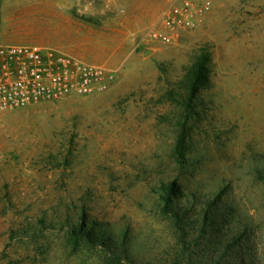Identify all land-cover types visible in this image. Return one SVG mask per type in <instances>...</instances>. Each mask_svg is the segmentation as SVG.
Listing matches in <instances>:
<instances>
[{
    "label": "rangeland",
    "instance_id": "1",
    "mask_svg": "<svg viewBox=\"0 0 264 264\" xmlns=\"http://www.w3.org/2000/svg\"><path fill=\"white\" fill-rule=\"evenodd\" d=\"M181 1L0 0V44L117 73L0 112V264H264V0H188L153 43Z\"/></svg>",
    "mask_w": 264,
    "mask_h": 264
},
{
    "label": "built area",
    "instance_id": "2",
    "mask_svg": "<svg viewBox=\"0 0 264 264\" xmlns=\"http://www.w3.org/2000/svg\"><path fill=\"white\" fill-rule=\"evenodd\" d=\"M199 9L188 0L172 4L149 29L153 43L172 45L179 31L193 27ZM116 72L55 49L0 44V112L107 92Z\"/></svg>",
    "mask_w": 264,
    "mask_h": 264
},
{
    "label": "trees",
    "instance_id": "3",
    "mask_svg": "<svg viewBox=\"0 0 264 264\" xmlns=\"http://www.w3.org/2000/svg\"><path fill=\"white\" fill-rule=\"evenodd\" d=\"M200 69H201V67H200ZM203 71V69H201L200 71L199 70H197L195 73H194V76H193V82L196 84V81L198 80L199 82H200V84H198L199 86H204L205 84H204V80H205V78H204V76H205V74L202 72ZM193 84V83H192ZM193 86H195L194 84H193ZM194 88V87H193ZM196 88V87H195ZM173 192H174V184H171L170 186H169V188L167 189V198H168V200H170V198H171V195H173ZM83 228H85L84 226H82V229ZM84 232V229L81 231V233H83ZM74 234H76L75 232H74ZM88 234V236L90 235V233H87ZM175 264H194L191 260H188L187 262L186 261H183V262H180V263H175ZM232 264V263H231Z\"/></svg>",
    "mask_w": 264,
    "mask_h": 264
},
{
    "label": "crops",
    "instance_id": "4",
    "mask_svg": "<svg viewBox=\"0 0 264 264\" xmlns=\"http://www.w3.org/2000/svg\"><path fill=\"white\" fill-rule=\"evenodd\" d=\"M83 37L84 38H86V39H89V34L88 33H86L85 32V35H83ZM42 48H47V47H42ZM48 48H51V47H48ZM68 51L70 52V53H68V52H66V54H69V55H71V56H73V57H76V58H79V59H81L82 58V54H84V53H86L85 51L84 52H80V51H78V50H76V49H68ZM63 52V51H62ZM64 53H65V51H64ZM88 53V52H87ZM81 60H83V59H81ZM85 61V60H84Z\"/></svg>",
    "mask_w": 264,
    "mask_h": 264
},
{
    "label": "water",
    "instance_id": "5",
    "mask_svg": "<svg viewBox=\"0 0 264 264\" xmlns=\"http://www.w3.org/2000/svg\"><path fill=\"white\" fill-rule=\"evenodd\" d=\"M147 54V53H146Z\"/></svg>",
    "mask_w": 264,
    "mask_h": 264
}]
</instances>
